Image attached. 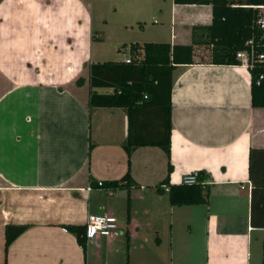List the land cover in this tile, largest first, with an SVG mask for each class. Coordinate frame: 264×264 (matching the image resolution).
<instances>
[{"label": "crops", "instance_id": "obj_1", "mask_svg": "<svg viewBox=\"0 0 264 264\" xmlns=\"http://www.w3.org/2000/svg\"><path fill=\"white\" fill-rule=\"evenodd\" d=\"M90 2L0 1V264H264V108L251 106L247 69L211 62L201 30L211 5L170 0L161 43L191 44L193 64L172 73L168 161L152 146L127 156L125 110L87 107V67L104 62ZM131 43L146 42L122 46ZM194 171L204 174L207 203L170 205L164 180L180 184ZM127 172L128 193L87 190ZM120 204L116 235L86 241L85 253L63 228L116 217ZM7 224L29 227L5 252Z\"/></svg>", "mask_w": 264, "mask_h": 264}, {"label": "trees", "instance_id": "obj_2", "mask_svg": "<svg viewBox=\"0 0 264 264\" xmlns=\"http://www.w3.org/2000/svg\"><path fill=\"white\" fill-rule=\"evenodd\" d=\"M1 1V0H0ZM177 5H211V23L203 27V44L211 45V62L216 65H239L236 52L246 49L245 43L254 39L257 53L264 52L262 31L255 21L258 9L264 0H173ZM129 62L104 61L90 64L88 68V108H121L128 120L127 138L122 148L129 156L138 147L160 148L169 159L171 134V89L172 73L178 65L193 64V46L146 42L131 43L127 47ZM126 50V49H125ZM249 73L250 100L253 108H264V61L257 62L247 69ZM259 77H262L259 79ZM85 79L76 80L82 86ZM109 89L100 94L95 89ZM92 146H89V151ZM169 161V160H168ZM167 162V172L171 170ZM199 182L204 174L199 172ZM167 185L170 205L198 206L207 203V191L203 184ZM90 189L125 190L134 187L128 172L119 180L112 182H91ZM128 215V214H127ZM28 225L7 224L4 227V251L25 230ZM71 233L83 253L86 249L85 226L64 225ZM6 264V261L5 263Z\"/></svg>", "mask_w": 264, "mask_h": 264}, {"label": "rangeland", "instance_id": "obj_3", "mask_svg": "<svg viewBox=\"0 0 264 264\" xmlns=\"http://www.w3.org/2000/svg\"><path fill=\"white\" fill-rule=\"evenodd\" d=\"M163 8L162 16L156 10V4ZM170 0H91L89 9L93 21V33L103 36V41L95 43L96 59L101 61H117L128 58V51L122 49V43L129 41L158 42L169 38ZM155 20L156 23L153 22ZM121 46V48H120ZM123 205L115 212L117 224L124 222ZM164 245L161 251L166 254L168 230L161 229ZM120 257H126L125 248Z\"/></svg>", "mask_w": 264, "mask_h": 264}, {"label": "built area", "instance_id": "obj_4", "mask_svg": "<svg viewBox=\"0 0 264 264\" xmlns=\"http://www.w3.org/2000/svg\"><path fill=\"white\" fill-rule=\"evenodd\" d=\"M258 9V17L255 21V25L262 31L261 39H264V6H255ZM246 49L236 52L235 57L239 62L240 67L250 69L254 63L264 61V52L257 53L255 49L254 39L251 38L245 43ZM129 57L124 62H129ZM262 77H259L261 79ZM197 171L191 172L185 175L181 183L185 185L203 184L199 182ZM161 188L167 192L168 186L162 184ZM90 190V187L87 188ZM108 194L111 195L112 191L107 190ZM117 221L116 218L111 214L103 215H89L85 222V239L86 241L94 238H112L116 235Z\"/></svg>", "mask_w": 264, "mask_h": 264}, {"label": "bare ground", "instance_id": "obj_5", "mask_svg": "<svg viewBox=\"0 0 264 264\" xmlns=\"http://www.w3.org/2000/svg\"><path fill=\"white\" fill-rule=\"evenodd\" d=\"M59 18V17H58Z\"/></svg>", "mask_w": 264, "mask_h": 264}]
</instances>
